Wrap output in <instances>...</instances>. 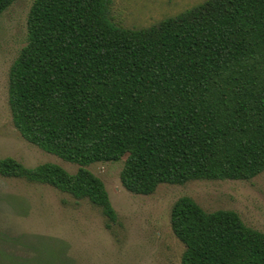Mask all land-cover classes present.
Segmentation results:
<instances>
[{
    "label": "trees",
    "instance_id": "1",
    "mask_svg": "<svg viewBox=\"0 0 264 264\" xmlns=\"http://www.w3.org/2000/svg\"><path fill=\"white\" fill-rule=\"evenodd\" d=\"M16 0H0V15ZM111 0H33L27 42L8 72L14 128L77 165L26 167L0 158V176L87 200L111 230L118 216L86 167L126 156L120 183L148 196L160 184L248 181L264 171V0H205L144 28H125ZM180 264H264V234L232 210L189 197L170 211Z\"/></svg>",
    "mask_w": 264,
    "mask_h": 264
},
{
    "label": "rangeland",
    "instance_id": "2",
    "mask_svg": "<svg viewBox=\"0 0 264 264\" xmlns=\"http://www.w3.org/2000/svg\"><path fill=\"white\" fill-rule=\"evenodd\" d=\"M205 0H111L112 21L144 28ZM33 0H16L0 15V158L26 167L54 163L69 173L77 165L26 142L14 128L8 105V72L27 42ZM118 162L86 168L100 178L118 223L107 230L100 210L48 185L0 176V264H180L184 245L170 228L173 203L186 196L204 211L232 210L264 234V171L248 181L198 180L160 184L137 195L120 183Z\"/></svg>",
    "mask_w": 264,
    "mask_h": 264
}]
</instances>
